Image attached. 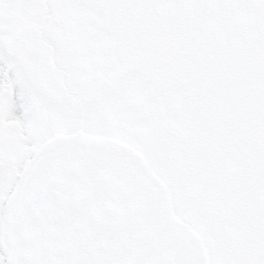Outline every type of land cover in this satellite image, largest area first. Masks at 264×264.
<instances>
[{
    "label": "snow or ice",
    "instance_id": "1",
    "mask_svg": "<svg viewBox=\"0 0 264 264\" xmlns=\"http://www.w3.org/2000/svg\"><path fill=\"white\" fill-rule=\"evenodd\" d=\"M0 264H264V0H0Z\"/></svg>",
    "mask_w": 264,
    "mask_h": 264
}]
</instances>
